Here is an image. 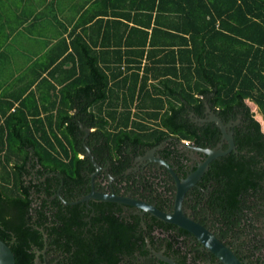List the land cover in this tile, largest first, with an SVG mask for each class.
I'll return each mask as SVG.
<instances>
[{
	"label": "trees",
	"instance_id": "trees-1",
	"mask_svg": "<svg viewBox=\"0 0 264 264\" xmlns=\"http://www.w3.org/2000/svg\"><path fill=\"white\" fill-rule=\"evenodd\" d=\"M142 1L136 10L130 5L128 13L112 12L123 31L111 57L104 60L90 45L71 42L72 53L52 69L72 59L44 123H29L20 106L1 111L0 239L10 246L15 264H32L26 247L30 240L41 243L38 228L50 244H61L59 216L65 206L54 194L59 190L63 200L72 201L89 189L94 167L84 145L97 164L115 161L120 171L129 152L166 141L161 156L171 153L180 165L185 158L178 152L180 140L202 148L219 140L214 123L198 125L188 116L204 117L205 104L222 122L239 118L240 123L232 128L237 152L210 161L199 182L202 187L212 182L201 210L209 209V228L219 240L244 235L248 263L264 264V239L255 231L253 212L264 205V132L246 103L252 102L264 121V0ZM81 127L90 129L86 138ZM202 198L198 193L197 206ZM154 204L167 210L172 201L161 198ZM100 205L101 212L124 206ZM82 206L70 208L82 212ZM132 218L130 235L138 227ZM81 244L73 251L78 264H97L98 258L117 264L106 246ZM133 251L131 246V258Z\"/></svg>",
	"mask_w": 264,
	"mask_h": 264
},
{
	"label": "flooded vegetation",
	"instance_id": "flooded-vegetation-1",
	"mask_svg": "<svg viewBox=\"0 0 264 264\" xmlns=\"http://www.w3.org/2000/svg\"><path fill=\"white\" fill-rule=\"evenodd\" d=\"M204 113L205 116L201 117V119L204 120L201 121H195L193 116H189L190 113L188 116L192 121L198 123V125L211 122L206 120L207 112L204 111ZM229 122H234L232 126L229 127V130L232 131V128L240 123V119L237 118L224 123ZM87 135L84 133L83 138H86ZM220 140L221 136L218 142H220ZM182 141L184 140L178 142V152L183 153L185 158H181L182 163L180 165L176 164L171 153L168 154L170 157L167 159L161 156V151L166 146V141H164L158 144L159 147L153 150L151 155L149 154L151 149L158 145L148 149L145 148L142 152L137 154L129 152L128 165L120 171L118 168L121 165L115 161L110 162L107 160L102 165L98 164L100 170L93 178V189L98 192L129 196L154 206V202H156L157 199L167 198L172 201V209L175 196L174 180L169 171L164 166L158 164V162L152 160V158L159 157L168 162L177 177L181 179L193 171L199 162L205 159L203 152H195L190 146L206 149L213 148L218 143L217 142L213 147L202 148L196 146L192 142L188 141L187 143H182ZM85 147L87 146L84 145V149ZM222 148H226L225 142H223ZM94 170L92 172H94ZM33 172L32 170L31 174H33ZM91 173L89 175V189L85 193L79 194L78 198L72 201L64 200L66 203H63L59 199L65 206L63 212L59 216L61 226L59 229V231H61L59 241L61 244L59 246L50 244L47 233H45L42 228H38L41 233V243L37 244L31 240L28 242L26 248L29 251L32 264H78V262L73 259V251L81 247V243H89L90 245L95 244L93 249L101 246L105 248L106 246L108 250H112V255L117 257V264H170L168 261H164L157 257L155 255L157 252H160L165 258L171 260L173 264H220L218 259L208 252L191 233L174 224H171L174 225V228L164 227V223L166 222L155 218L147 212L140 213V210L133 206L119 203L122 206L124 205L122 210L111 212L106 210L101 212L100 209L102 207L100 203L106 201L88 199L86 201H78L83 202L82 212L71 211L72 209L70 206L78 203L73 202L90 191ZM26 178L29 179L30 176L28 175ZM201 178L185 192L182 200V207L186 215H189L191 218L195 216L197 220L202 219L203 223H199L211 230L209 228V219L211 218L209 209L205 207V211L201 210V203L209 199L211 192L210 184L212 182L209 180L202 187L199 184ZM198 193L203 196L199 206L196 204ZM90 201L92 203H90ZM194 204L196 205L194 209H192ZM263 207L264 205H259L257 208H253V212L255 216V231L264 239ZM171 209L163 211H169ZM132 217L137 218L136 224L138 227L133 231L134 234L130 235L129 227L132 224ZM32 218L33 217H31V220ZM70 220L71 222H69ZM245 240L247 239L244 235L235 233L228 236V238L224 240V243L228 244L235 254L238 252L242 258L241 260L249 264L246 257V246L241 244ZM168 245H172L174 249L172 251H167ZM131 246H134L133 258L129 255V248ZM140 251H145V253L140 254ZM261 251L264 253V246L261 248ZM97 264L112 263H110L107 258H98Z\"/></svg>",
	"mask_w": 264,
	"mask_h": 264
},
{
	"label": "crops",
	"instance_id": "crops-1",
	"mask_svg": "<svg viewBox=\"0 0 264 264\" xmlns=\"http://www.w3.org/2000/svg\"><path fill=\"white\" fill-rule=\"evenodd\" d=\"M138 4L143 1L0 0V116L6 108L12 112L20 106L29 123H44L72 59L52 69L72 53L71 42L90 45L104 60L111 57L123 31L112 12L128 13L130 5L136 10ZM117 17L132 25L125 16Z\"/></svg>",
	"mask_w": 264,
	"mask_h": 264
},
{
	"label": "water",
	"instance_id": "water-1",
	"mask_svg": "<svg viewBox=\"0 0 264 264\" xmlns=\"http://www.w3.org/2000/svg\"><path fill=\"white\" fill-rule=\"evenodd\" d=\"M205 112H207L208 121L213 122L220 131L221 140L213 148L200 149L194 146H190L195 152H203L205 159L196 166V168L188 173L184 178L179 179L170 166V164L159 157L152 158V160L158 162V164L164 166L170 173L171 177L175 183V196L173 201V207L169 211H163L156 206L136 200L129 196H119L113 193H104L98 192L93 189V178L100 170V166L93 159L92 154L88 147H85V155L88 157L95 170L91 173V188L90 191L81 196L77 201H86L88 199H98L100 201L106 202H116L123 203L140 210V213L147 212L154 216L155 218L170 224H174L179 228H182L189 233H191L195 239L211 254H213L219 261L220 264H246V261L239 259V257L234 253L228 244H225L219 240L215 234L206 228L204 225L195 221L189 215L185 214V211L182 207V200L185 192L188 188L195 185V183L201 178L202 174L207 170V167L215 158L225 155L230 151L237 152L236 146L233 140L232 131L229 130V127L232 126L234 122L224 123L222 120L205 104ZM189 116H193V113H190ZM194 117V116H193ZM195 121H201L204 119L194 117ZM81 129L87 135L90 131L89 128ZM223 142L226 143V148H222ZM182 143H184L182 141ZM159 145L155 148H152L149 154L151 155L153 150L158 148ZM54 196H57L63 203H66L59 195L57 191ZM264 208V207H263ZM157 257L164 261H168L170 264H173L171 260L165 258L160 252L155 253ZM0 264H15L14 254L11 251L10 246L0 239Z\"/></svg>",
	"mask_w": 264,
	"mask_h": 264
},
{
	"label": "rangeland",
	"instance_id": "rangeland-1",
	"mask_svg": "<svg viewBox=\"0 0 264 264\" xmlns=\"http://www.w3.org/2000/svg\"><path fill=\"white\" fill-rule=\"evenodd\" d=\"M246 103L249 106L251 112L253 113L254 118L259 122L261 130L264 132V121L262 120L261 115L257 110V107L248 100H246Z\"/></svg>",
	"mask_w": 264,
	"mask_h": 264
},
{
	"label": "built area",
	"instance_id": "built-area-1",
	"mask_svg": "<svg viewBox=\"0 0 264 264\" xmlns=\"http://www.w3.org/2000/svg\"><path fill=\"white\" fill-rule=\"evenodd\" d=\"M183 142H186V143H187L188 141H185V140H184Z\"/></svg>",
	"mask_w": 264,
	"mask_h": 264
}]
</instances>
